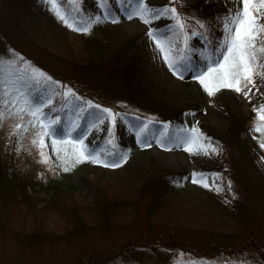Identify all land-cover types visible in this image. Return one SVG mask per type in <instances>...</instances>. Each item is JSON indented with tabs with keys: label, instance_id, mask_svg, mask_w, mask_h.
I'll return each mask as SVG.
<instances>
[{
	"label": "rangeland",
	"instance_id": "rangeland-1",
	"mask_svg": "<svg viewBox=\"0 0 264 264\" xmlns=\"http://www.w3.org/2000/svg\"><path fill=\"white\" fill-rule=\"evenodd\" d=\"M196 1L145 0V3L153 10L176 8L177 4L195 12L200 11L191 6ZM88 2L91 7L78 11L76 16L71 11L66 14L60 0H55L57 9H53L49 0H0V61L31 71L46 69L62 82V92L83 93L89 102L112 113L110 117L105 112L104 118L95 121L87 119L85 129L79 131L81 104L72 109L69 95L61 105L55 104L51 97L41 99L48 121L60 118L59 124L51 125L54 135L45 137L44 151L63 183L62 202L50 206L47 189L39 186L32 192L35 207L31 211L12 201L5 214L17 231L23 227L29 232L36 223H41L53 238L28 247L6 241L0 245V264H62L95 256L98 251H105L104 260L112 259L117 264H181L196 258L264 264V148L260 147L264 133L255 131L253 125L241 134L245 171L253 182L259 183L252 220L237 213L240 210L231 200L232 190L226 191L220 181L198 170L222 164L223 153L219 142L213 141L214 136L225 135L232 112L237 116L251 114L257 120L254 109L264 105V90L253 88L250 98L231 89H220L209 96L194 74L183 67H178L174 74L168 68L148 33H156V39L165 42L166 47L171 42V57L178 66L195 65L197 70H206L202 54L213 50L205 45L202 35L183 30L182 37L176 38L162 31L158 25L172 23L170 26L176 27L170 14L150 18L149 23L137 16L129 19V13L137 7L136 0ZM226 4L230 14L242 7L240 0H226ZM57 10L67 24L59 18ZM200 18L203 19L199 25L206 26L208 17ZM180 19L186 28L189 21ZM84 27L89 30H75ZM222 28L214 49H219L224 40V24ZM185 36L186 45L191 42L196 46L185 50L183 55L187 59L181 61L179 49H186ZM123 46L127 47L124 56L130 58L129 64L119 59L118 50ZM217 55L218 52L213 58ZM48 99L52 100L50 105ZM124 111L134 112L139 118L131 123ZM174 115L183 120L185 128L167 138L162 122ZM193 129L197 131L194 133ZM205 129L211 132V140L200 135ZM197 135L199 140L191 144ZM102 136L108 141H103ZM53 139H81L100 162L86 160L70 167L74 161L65 164L53 154ZM110 140L113 144H125L115 159L106 154V142ZM201 144L210 145L207 154L197 150ZM188 147L194 151H186ZM37 151L43 161L38 147ZM113 163L119 166H110ZM152 164L163 172L181 173L180 180L149 189L144 180ZM64 167L70 170L63 171ZM194 179L199 182L194 183ZM96 193L104 196L112 207L108 215L96 209ZM70 212L83 222L80 231L71 225ZM135 240L151 245L156 252L151 256L126 253ZM123 251L125 254H121Z\"/></svg>",
	"mask_w": 264,
	"mask_h": 264
},
{
	"label": "trees",
	"instance_id": "trees-1",
	"mask_svg": "<svg viewBox=\"0 0 264 264\" xmlns=\"http://www.w3.org/2000/svg\"><path fill=\"white\" fill-rule=\"evenodd\" d=\"M60 5L66 14L71 11V14L77 16V12L90 8L91 3L88 0H60ZM192 7L195 6L196 9L200 11L190 12L184 10L182 7L177 6L176 10L179 17H184L185 21H189L186 24L184 30H189L198 32L203 36L205 45H207L211 50H214L219 42L222 35L223 24L225 19L229 16L228 6L226 0H198L194 2ZM175 7V6H174ZM76 13V14H75ZM203 15L207 16V25L202 28L199 26V21L203 18ZM79 21H81L79 19ZM172 24V23H170ZM170 24L158 25L162 31L169 32L172 37H182L183 31L175 26H170ZM87 36V35H86ZM89 41V38L87 39ZM86 40V41H87ZM186 49L194 48L196 44L191 42L185 45ZM192 46V47H191ZM92 48V47H91ZM127 53V47L123 46L118 50L119 59H124L128 64L131 62L130 58L125 57ZM124 61V63H126ZM86 65H89V61L86 60ZM39 73H43V76H37L33 79V70H28L26 68H17L11 63L3 62L0 66V79L7 80L10 84H14L16 87H22V89L29 93L31 99L36 102L38 99L44 97H51L55 104L61 105L66 100L64 99L65 92H62L61 86L62 82L56 79L55 75L46 69L35 68ZM256 87L255 90H264V78L256 77ZM69 105L72 109L75 108L76 104L82 105V110L80 114V125L78 130H84V123L87 119L90 121L99 120L105 117L104 107L100 104H94L89 102V97L83 93L76 92L75 90L69 91ZM123 114L134 123L139 116L134 112L124 111ZM235 112L230 114V124L225 135L218 138L215 137L213 141L219 142L223 153V162L219 166H202L199 167V171L212 175L216 181H220L226 191L232 190L233 196L231 198L233 203L239 210L238 214L244 215L245 217L252 220L251 213L254 209L255 202H258V188L259 183L253 182V179L245 171V166L243 165L241 158V149L243 143L241 141V134L249 126H257L258 121L252 118L251 114L247 116H237ZM25 122L29 117L25 116ZM19 122L15 117L8 118L0 126V245L6 241H15L16 244L28 247L36 245V243H43L50 238H53L52 234H48L47 229L41 224L36 223L30 228L29 232L25 231L23 227L17 231L13 225V221L9 219L8 215L5 214V210H8L12 201H18L25 207H28V211H31V207H35V202L32 200L35 188L45 187L48 193L47 203L56 207L57 204L62 202L60 198V193L62 191L63 183L60 181L57 175L55 166H51V161L48 160L47 163L40 160L37 146L32 144V140L35 138V130L29 128L27 132H22L19 135H13V126L15 123ZM159 123V122H157ZM164 123V134L167 138L173 137L176 131H183L185 128V123L183 120L174 115L169 117L167 120H163ZM75 131V135L79 132ZM202 133V134H201ZM200 135L205 138H210L211 132L204 130ZM105 136H102L103 141H108ZM219 139V140H218ZM211 140V138L209 139ZM102 141V140H98ZM97 141V142H98ZM106 154L108 157H114L118 154L117 152L123 151L122 148L125 144L115 142H106ZM122 145V146H121ZM147 177L144 180V185L149 189H156L159 186L167 183L169 181H179L181 178V173H172L169 171H162L159 167L152 164L148 166ZM102 194H104L102 192ZM97 205L99 211L102 213H107V215L112 211L110 205L108 206V200L104 198L99 193H96ZM63 204V203H62ZM103 208H105L103 210ZM110 210V211H109ZM73 216V227H78L81 230L80 224L83 225L74 214L70 212ZM106 215V216H107ZM74 223V224H73ZM39 225V226H38ZM75 229V228H74ZM80 237V235H78ZM140 241H132L126 249V253L131 254L132 252L136 254L148 253L149 256L156 252L149 244H140ZM262 248L264 249V243H262ZM161 251V250H159ZM158 251V253H159ZM105 251H98L94 256H89L86 259L81 257L73 262L66 261L62 264H117V261L112 259H105ZM125 254V251L121 252ZM93 257V258H92ZM103 258V259H102ZM181 264H256L249 260H237V259H227V260H211L203 261L200 259H193L188 261H182Z\"/></svg>",
	"mask_w": 264,
	"mask_h": 264
},
{
	"label": "snow or ice",
	"instance_id": "snow-or-ice-1",
	"mask_svg": "<svg viewBox=\"0 0 264 264\" xmlns=\"http://www.w3.org/2000/svg\"><path fill=\"white\" fill-rule=\"evenodd\" d=\"M240 2L242 7L231 13L224 21L225 37L219 49H214L212 53L205 52L202 54L205 61L204 69L206 70H197L195 65L180 64L178 66L177 61L171 57L173 51V47L170 46L171 42H168L169 46L166 47L165 42L156 39V33L152 31L148 33L155 40L168 68L174 74H177L178 67H183L185 71L194 74V78L209 96L215 95L220 89H231L237 93H242L246 98H250V93L256 86L255 78H264V23H261L264 20V0H240ZM49 3L52 4L53 9H57L55 0H49ZM136 5V9L128 15L129 19L137 16L144 23H149L150 18L159 19L170 14L178 29L183 31L185 28V24L177 14L175 7L153 10L149 8L145 0H136ZM57 15L64 23H68L58 10ZM199 26L203 27V25ZM75 30L87 32L89 29L84 27ZM192 35H199V33L193 31ZM186 44L187 36H185ZM184 51V48L179 49L181 61L187 59L183 55ZM217 52L218 55L213 58ZM25 63L27 62L25 61ZM2 65L3 61H0V66ZM43 75V73L33 69L34 80L37 76ZM64 95H69V92H65ZM51 103L52 100L48 99L47 104L50 105ZM44 106V100L38 99L34 102L29 93L24 91L22 87H16L7 80L0 79V126L6 119L15 117L19 122L13 126V135L27 132L29 128L34 129L35 138L31 142L40 149V155L44 158L43 162L47 163L48 158L44 151L46 148L45 137L54 135L51 125L59 124L60 118L57 117L49 122L48 114L42 110ZM103 111L107 112L110 117L112 116L108 109ZM254 111L258 121L255 131L264 133V105H260ZM25 116L29 117L26 122ZM73 130L74 128L69 130L68 134L71 135ZM192 131L195 133L197 130L193 129ZM199 138L198 135L194 136L190 143L196 144ZM51 144L52 152L57 159L65 164L74 161L70 167L86 160H91L93 163L100 162L98 157L92 155L81 139H53ZM260 147L264 148V140H261ZM209 148L210 145L201 144L197 150H203L207 154ZM211 150L215 151V148H211ZM186 151L193 152L194 149L188 147ZM122 159H126V156ZM105 166L109 165L105 164ZM110 166L118 167L119 165L113 163ZM70 167H64L63 171H69ZM193 182L199 181L194 179ZM204 186L207 187L208 185L205 184Z\"/></svg>",
	"mask_w": 264,
	"mask_h": 264
}]
</instances>
